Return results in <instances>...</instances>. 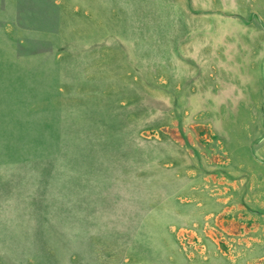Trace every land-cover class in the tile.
Segmentation results:
<instances>
[{
    "label": "rangeland",
    "instance_id": "obj_1",
    "mask_svg": "<svg viewBox=\"0 0 264 264\" xmlns=\"http://www.w3.org/2000/svg\"><path fill=\"white\" fill-rule=\"evenodd\" d=\"M0 264H264V0H0Z\"/></svg>",
    "mask_w": 264,
    "mask_h": 264
}]
</instances>
